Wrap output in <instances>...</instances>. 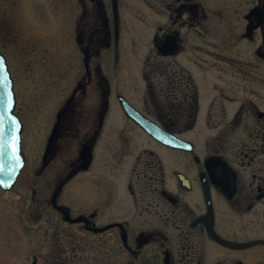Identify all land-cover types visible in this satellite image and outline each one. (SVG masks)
Here are the masks:
<instances>
[{"label": "flooded vegetation", "instance_id": "obj_1", "mask_svg": "<svg viewBox=\"0 0 264 264\" xmlns=\"http://www.w3.org/2000/svg\"><path fill=\"white\" fill-rule=\"evenodd\" d=\"M7 2L0 53L25 166L0 187V264H264V0H0V10ZM120 3L154 24L143 79L125 92L103 71ZM36 79L62 99L25 174L26 115L45 120Z\"/></svg>", "mask_w": 264, "mask_h": 264}, {"label": "rangeland", "instance_id": "obj_2", "mask_svg": "<svg viewBox=\"0 0 264 264\" xmlns=\"http://www.w3.org/2000/svg\"><path fill=\"white\" fill-rule=\"evenodd\" d=\"M6 3V2H5ZM1 3L3 5V9H1V13L4 14L6 12H10V8L12 7L11 2H7V4ZM7 7V8H6ZM132 7L124 6L123 3H120L119 6V20H120V31H119V40L118 42L112 45V47L107 51V60L103 64V71L105 76L111 80L113 87L116 91L125 92V86L122 82H126L128 79H143V68L144 62L147 56L150 55L151 48L150 43L152 41V35L154 32V24L145 25L140 21V18L137 17L134 12L131 11ZM5 15V14H4ZM12 43H8L7 45H3V50L9 57V60L14 66V59L12 57ZM185 58L186 55L181 56ZM79 58V56H78ZM69 62H71V58H68V66ZM185 67L191 72V62H185ZM80 66V61H79ZM78 67V66H77ZM16 73V72H15ZM77 73L73 70V68L69 67L68 77L69 79H65V86L67 88L71 87V83ZM23 81V79H20ZM44 79H36V91L39 94L41 92L43 94V99L37 98V107L41 108L44 119L41 121H37L34 115L27 114L28 118V141L26 144V153L29 158V165L25 170V174L27 171H33L35 167L40 166L39 155H42V151L40 152L39 145L37 139L39 135L43 132L40 127H43L46 123V115L48 109H55L58 107L59 102L62 98H59L61 94H58L53 86L49 85L48 90L45 84ZM73 86V85H72ZM70 91V89L68 90ZM46 92H50V99L45 98ZM22 107L25 105L22 104ZM61 163V162H60ZM59 163V164H60ZM57 164V165H59ZM56 165V166H57ZM24 177V176H23ZM42 181H39V186L42 184ZM28 187L27 183L23 181V178L20 181L18 186L19 190H24ZM21 192V191H20ZM8 196H4L1 198L0 196V205L8 203L9 200H5Z\"/></svg>", "mask_w": 264, "mask_h": 264}, {"label": "water", "instance_id": "obj_3", "mask_svg": "<svg viewBox=\"0 0 264 264\" xmlns=\"http://www.w3.org/2000/svg\"><path fill=\"white\" fill-rule=\"evenodd\" d=\"M168 54V53H164ZM127 107V105H126ZM15 108V100H14V92L12 89V80L10 76V72L8 70L7 64L5 62L4 57L0 54V112H4V122L5 126H7L11 120L15 121L16 126V133L15 136L17 137L16 143V156L13 157L11 155V149L8 147V137H5V149L3 155H0V163L3 164V172H0V186L5 190H9L14 187L17 178L25 165L24 157L21 154V132H22V124L12 114V111ZM148 132L152 134L155 138L160 140H172L174 138L167 137L159 131L152 130L148 127ZM59 133V124L56 125L52 136L50 138V142L47 147V151L45 154V160L51 154L54 144L57 140ZM18 157V159H17ZM87 163L90 162V157H87ZM87 166V165H86Z\"/></svg>", "mask_w": 264, "mask_h": 264}, {"label": "snow or ice", "instance_id": "obj_4", "mask_svg": "<svg viewBox=\"0 0 264 264\" xmlns=\"http://www.w3.org/2000/svg\"><path fill=\"white\" fill-rule=\"evenodd\" d=\"M4 112H0V155H3L4 149H5V137H8V147L11 149V155L13 157L16 156V139L17 137L15 136L16 133V126H15V121L11 120V122L5 126L4 122ZM18 159V157H17ZM3 164L0 163V172H3ZM0 183H3V181H0Z\"/></svg>", "mask_w": 264, "mask_h": 264}]
</instances>
